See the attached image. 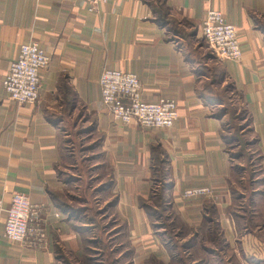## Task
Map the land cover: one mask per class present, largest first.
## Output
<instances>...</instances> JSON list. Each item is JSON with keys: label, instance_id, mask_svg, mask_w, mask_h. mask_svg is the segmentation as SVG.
<instances>
[{"label": "crops", "instance_id": "crops-1", "mask_svg": "<svg viewBox=\"0 0 264 264\" xmlns=\"http://www.w3.org/2000/svg\"><path fill=\"white\" fill-rule=\"evenodd\" d=\"M88 7L85 0H0V264L92 262V224L70 206L66 191L78 172L75 147L104 171L105 189L115 193L112 212L124 231L128 264H231L229 253L240 264H264V239L247 230L249 218L234 208L232 181L239 145L249 146L246 155L257 157L264 178V0H107ZM208 9L236 27L239 61L199 56ZM29 41L50 60L39 74L37 101L19 104L2 81ZM104 68L136 74L145 102L174 99V125L114 120L101 102ZM234 98L248 122L246 134L234 130L240 140L227 131L224 110ZM196 188L208 192L183 197ZM263 188L242 193L250 199V219L264 212ZM151 189H166L169 202L159 206L170 211L167 239ZM15 192L38 205L40 241L5 238L4 210Z\"/></svg>", "mask_w": 264, "mask_h": 264}, {"label": "built area", "instance_id": "built-area-1", "mask_svg": "<svg viewBox=\"0 0 264 264\" xmlns=\"http://www.w3.org/2000/svg\"><path fill=\"white\" fill-rule=\"evenodd\" d=\"M89 11L107 0H85ZM202 39L222 60L239 61L242 49L236 27L228 23L223 13L208 9L200 26ZM48 54L35 42L20 45L17 58L10 62L2 87L12 101L35 103L39 97L40 71L49 64ZM101 102L114 120L127 124L131 121L148 128L169 129L178 118L174 99L159 98L145 102L141 97V83L136 74L120 69L104 68L99 76ZM207 188L190 189L183 197L191 198L207 193ZM1 205V201H0ZM4 236L10 242L24 243L29 236L40 241L43 230L38 227L39 208L20 192L12 194L4 210Z\"/></svg>", "mask_w": 264, "mask_h": 264}, {"label": "rangeland", "instance_id": "rangeland-1", "mask_svg": "<svg viewBox=\"0 0 264 264\" xmlns=\"http://www.w3.org/2000/svg\"><path fill=\"white\" fill-rule=\"evenodd\" d=\"M199 44L201 46L199 56L202 59H207V61H219V57H217V55L207 46L205 41L199 42ZM213 72L218 74L217 67H215V71ZM215 78L218 82L221 81V78H219L218 75L215 76ZM229 89L230 87L225 85L223 90L228 93ZM224 110L225 112H228L226 118L228 121L227 131L231 133L230 135L234 137L237 136L239 140L241 138L243 139V135H238L236 134V131H234L244 128L246 129L248 123L245 119V112L242 110L241 106H239L237 99L234 98L232 103L225 100ZM246 131L247 129L245 130V134ZM248 148L249 146L246 145L234 147V155H237L235 159V170L232 174L233 189L235 191L234 208L240 210L243 216L249 218V221L247 220L246 222L247 230L253 231L255 234H258L260 238L264 239V212L261 211V214L256 216V218L250 219V217H252L250 199L246 197V194L242 196V193H246V189H262V187H264V178H261L258 159L255 155H252L251 158L248 159V156L246 155ZM75 152L77 153L78 172L73 170L70 174L68 180L73 183L70 188L66 189V191H68L67 195L72 201L70 202V206L76 207L81 214H84L81 215L82 220L89 219V222L92 224L96 243L94 245L95 250L92 252L94 258L90 264H128L126 259L128 256V250H125L127 242L124 236V231L116 222L114 213L112 212V206L116 200L114 197L115 193L112 189H105L109 180L103 176L104 171L98 168H92V160L82 157L83 153L82 150H80V147H75ZM165 190L166 189H151L150 201L151 204H154L157 207L154 211L159 213V215H156L160 218L158 222L165 223V229H167V232L166 236L163 238L167 239L170 237V229L168 228L170 227V221H168L170 220V217L168 216V219L166 218L165 220L164 215H169L170 211L169 209L168 211L166 210V204L164 206L163 204L161 205L163 210H161V207L159 206V203L161 202H169L165 198ZM241 207H243V209ZM238 226L240 229L244 228H241L242 224L239 221ZM218 247L223 251H226L228 248L224 245ZM120 251L122 253L119 255ZM226 258L232 262L231 264H240V260L233 258L230 253L226 255Z\"/></svg>", "mask_w": 264, "mask_h": 264}, {"label": "trees", "instance_id": "trees-1", "mask_svg": "<svg viewBox=\"0 0 264 264\" xmlns=\"http://www.w3.org/2000/svg\"><path fill=\"white\" fill-rule=\"evenodd\" d=\"M161 207V206H160ZM161 210H163V207H161ZM148 211H149V209H148ZM159 214V213H158ZM150 215H151V213H150ZM152 216V215H151Z\"/></svg>", "mask_w": 264, "mask_h": 264}]
</instances>
